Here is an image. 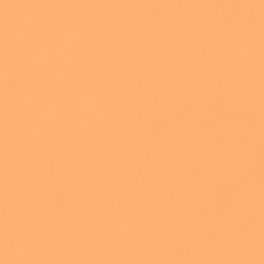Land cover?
I'll list each match as a JSON object with an SVG mask.
<instances>
[{"label":"snow or ice","instance_id":"6c2138e0","mask_svg":"<svg viewBox=\"0 0 264 264\" xmlns=\"http://www.w3.org/2000/svg\"><path fill=\"white\" fill-rule=\"evenodd\" d=\"M0 264H264V0H0Z\"/></svg>","mask_w":264,"mask_h":264}]
</instances>
